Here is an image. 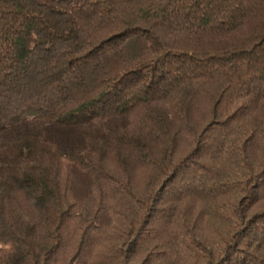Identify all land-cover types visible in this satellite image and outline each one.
<instances>
[{"label": "trees", "instance_id": "trees-1", "mask_svg": "<svg viewBox=\"0 0 264 264\" xmlns=\"http://www.w3.org/2000/svg\"><path fill=\"white\" fill-rule=\"evenodd\" d=\"M0 264H264V0H0Z\"/></svg>", "mask_w": 264, "mask_h": 264}]
</instances>
